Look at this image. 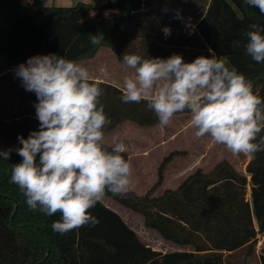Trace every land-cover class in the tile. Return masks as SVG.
<instances>
[{
    "label": "trees",
    "instance_id": "trees-1",
    "mask_svg": "<svg viewBox=\"0 0 264 264\" xmlns=\"http://www.w3.org/2000/svg\"><path fill=\"white\" fill-rule=\"evenodd\" d=\"M141 5L142 0H115L101 5L100 12H119L121 22L114 27L111 20L95 17L94 25L109 24L110 31L104 40L97 45H86L81 39L89 38L80 34L66 53L71 58L65 59L91 60L100 48H106L122 64L123 43ZM63 10L64 14L57 9H46L43 0L24 6L19 0H0V151H11L8 160L0 158V264H224L223 252L233 254L239 250L245 254L238 264H248L255 252L257 235L264 234V152L249 160L245 175L222 161L210 172L196 170L175 190H165L159 197H152L153 191L163 183L166 166L173 157L180 156L171 153L157 170L156 184L144 196L131 191L126 195L106 194L105 198L140 215L145 228L156 231L163 240L176 246H190L192 252L162 254L152 250L101 202L90 210L99 220L97 225L60 235L51 228L60 214L49 217L31 211L18 186L10 183L12 165L22 160L15 151L21 147L17 137L27 139L31 131L39 130L35 94L24 90L13 69L29 57L42 55L43 42L50 39L49 33H42L45 26H59V23L63 26L72 16L82 19L92 6L78 3ZM253 23L264 24V16L245 0H210L196 31L204 40L203 47L225 58L227 66H235L253 83L254 94L264 101V63H256L245 51V32ZM89 82L104 90L100 103L111 120L104 133L112 132L126 121L144 128L159 124L146 101L125 104L119 99L121 90L109 84ZM11 94L17 98H10ZM178 114L190 112L185 110L175 115ZM260 136L264 137V130ZM104 147L111 151V147ZM121 155L127 161V156ZM247 186H250L249 199ZM258 262L264 264V252L258 256Z\"/></svg>",
    "mask_w": 264,
    "mask_h": 264
},
{
    "label": "clouds",
    "instance_id": "clouds-1",
    "mask_svg": "<svg viewBox=\"0 0 264 264\" xmlns=\"http://www.w3.org/2000/svg\"><path fill=\"white\" fill-rule=\"evenodd\" d=\"M245 3L264 16V0ZM249 28L246 54L264 63V24ZM161 31L166 38L171 34L169 27ZM103 40L102 34L90 35L93 45ZM208 52L209 57L191 62L179 54L147 59L123 55V66L134 71L124 77L119 99L125 104L146 101L161 127L188 110L197 139L209 135L233 155L254 160L264 152V101L235 66H227L211 48ZM13 73L26 92L35 94L39 130L27 139L17 137L21 147L15 151L22 160L12 165L10 183L18 186L31 211L60 214L51 225L53 232L66 235L94 227L99 220L90 210L107 193L126 195L131 190V164L121 155L126 145L114 142L111 151L104 147V129L111 124L100 103L104 90L89 82L86 67L57 54L29 57ZM10 152L0 151V158L8 160Z\"/></svg>",
    "mask_w": 264,
    "mask_h": 264
},
{
    "label": "rangeland",
    "instance_id": "rangeland-1",
    "mask_svg": "<svg viewBox=\"0 0 264 264\" xmlns=\"http://www.w3.org/2000/svg\"><path fill=\"white\" fill-rule=\"evenodd\" d=\"M34 1L36 0H19L22 6L31 4ZM55 1L57 0H44V2L48 4ZM76 1L86 2V0H65L66 4L64 5L68 6ZM91 1V3H97L100 0ZM55 9L58 10V13L64 14L63 9L69 8ZM104 15L92 7V10L85 14L82 19L72 16L66 19L65 25L63 26H61L60 23L59 26H57L58 24H51L48 25V27L45 26L43 28L44 32L42 31V33H44V35L49 33L50 39L44 40L41 48L42 55L57 54L64 56V58H71V56L68 57V55L63 54L60 48L62 43L61 36L66 33H71L72 35L86 34L85 36L89 39H81V42L86 45L90 44V35L102 34L103 37H105L110 31V28H108L109 24L104 23L101 26L93 24L95 17L102 18ZM37 16L43 17L39 14H37ZM114 27H116V25ZM53 49H56L57 52L52 53ZM79 63L87 68L90 80L109 85L120 84L122 86H120L121 89L123 88L124 77L130 75L134 71L133 69L125 68L120 65L116 56L106 48H100L91 60L80 61ZM10 98L17 97L11 94ZM190 121L191 118H189V116H185L184 118L179 117L165 128H159L158 130L154 129V131L147 130V128L141 129L134 123L125 122L112 132L104 133V145L111 148L114 146V142H122L126 145L127 151L124 152V154L127 156V160L132 168V175L130 177L131 192L140 197L144 196L151 189L153 184L151 180L152 174L155 175L156 181L157 170L161 162L171 153H179L180 156L173 157L164 170V177L167 178L165 185L170 189H175L188 175H191L196 170L208 173L222 161L227 162L238 173L245 175V167L249 160L243 154L233 155L225 146L216 144L209 135L197 139L194 135L196 129L192 127ZM143 151H145V153ZM180 171H182V176L180 175ZM249 190L250 186H247V199L250 197ZM100 202L119 215L123 221L131 223L137 233H139L136 234L140 240H143L142 237H144L142 236L143 229L146 230L145 232L151 231L144 227L143 218L140 215L123 208L121 205L108 198H104ZM144 244L146 245V243ZM255 246V252L248 264H259L258 256L261 252H264V234L257 235ZM163 250H165V252L168 251L166 248ZM222 254L223 256L221 259L224 264H238L242 260L245 251L239 250L231 255L227 252H223Z\"/></svg>",
    "mask_w": 264,
    "mask_h": 264
},
{
    "label": "crops",
    "instance_id": "crops-1",
    "mask_svg": "<svg viewBox=\"0 0 264 264\" xmlns=\"http://www.w3.org/2000/svg\"><path fill=\"white\" fill-rule=\"evenodd\" d=\"M107 1L111 0H100L97 3H91V0H86V2L76 1L73 4L65 6V0H57L55 2H50V4L44 2V6L46 9L65 7L70 8L75 6L77 3H84L91 5L98 10V8ZM209 1L210 0H142L141 8L134 15L130 30L124 40L123 45L125 47L123 54H135L141 56L144 59L156 57L167 58L173 54H179L183 57L185 62H191L196 57L201 55L209 57L208 49L203 47L204 40L196 31V26L203 18ZM98 12L100 11L98 10ZM100 13H102V15L105 14L104 17L101 18L102 20H111L112 25L114 24L116 27L121 22L122 15L119 12L106 11ZM164 27H169L171 29V34L167 38L161 31V29ZM79 35L80 34L72 35L71 33H66L65 35L61 36L62 43L60 48L63 54H66L67 51L73 46ZM55 52H57L56 49H53L52 53ZM120 65L123 66L121 63ZM111 85L122 91V86L120 84ZM185 116H189V118H191V114H178L173 117L171 122L176 118H184ZM127 122L128 121H126V123ZM139 128L146 129L144 127ZM159 128L163 129L165 127H161L158 124L157 126L155 125L153 127L147 128V130L154 131V129L158 130ZM143 152L145 153V151ZM180 175L182 176V171H180ZM164 179V183L153 191L152 197H159L165 190H175L179 186L178 185L175 189H170L167 185H165L167 178L164 177ZM151 180L153 183L151 186L152 188L157 182V180L155 181V175L152 174ZM124 222L130 229L137 233L131 223L128 221ZM145 231V229L142 230L143 233ZM151 231L145 232V235L142 233V236H144L142 237V241L146 243V245L152 250L162 254L170 252H192V248L190 246H176L175 244L163 240L156 231ZM165 248L168 249L167 252L163 250Z\"/></svg>",
    "mask_w": 264,
    "mask_h": 264
}]
</instances>
